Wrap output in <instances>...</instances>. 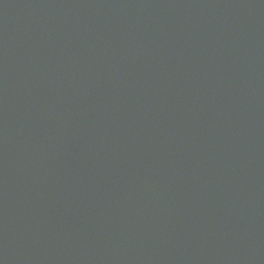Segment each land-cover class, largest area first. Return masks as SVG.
I'll return each mask as SVG.
<instances>
[{"label": "water", "instance_id": "95a60500", "mask_svg": "<svg viewBox=\"0 0 264 264\" xmlns=\"http://www.w3.org/2000/svg\"><path fill=\"white\" fill-rule=\"evenodd\" d=\"M15 25H17V22L13 21L9 27H13ZM24 29H26V26H24ZM7 33H9V32H7ZM25 38H26L25 33H21L18 36H15L13 41L9 45L6 46L5 50L12 51L16 48H20V45L25 40ZM10 142L15 147V149L21 148L22 142H20L16 139H12ZM138 152H140V153L147 152V149L146 148L138 149ZM115 156L123 165L127 166L128 165V159H130L131 154L123 151V152H117ZM21 157H23V159H31V154L29 151L25 150L21 153ZM125 166H121L123 171H126V169H127V167H125ZM13 181L16 183V182H18V179L16 177H14Z\"/></svg>", "mask_w": 264, "mask_h": 264}, {"label": "bare ground", "instance_id": "6f19581e", "mask_svg": "<svg viewBox=\"0 0 264 264\" xmlns=\"http://www.w3.org/2000/svg\"><path fill=\"white\" fill-rule=\"evenodd\" d=\"M74 222V221H73ZM75 223V222H74ZM54 252L56 254V256L60 255L61 252H66V249L64 247H60V248H57V249H54ZM43 254H48L45 250L43 251ZM66 254V253H65ZM1 264H4V260H1ZM8 264V263H6Z\"/></svg>", "mask_w": 264, "mask_h": 264}]
</instances>
